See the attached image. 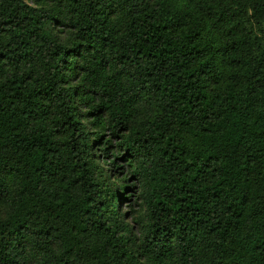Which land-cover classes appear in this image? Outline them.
I'll return each instance as SVG.
<instances>
[{
	"label": "trees",
	"instance_id": "16d2710c",
	"mask_svg": "<svg viewBox=\"0 0 264 264\" xmlns=\"http://www.w3.org/2000/svg\"><path fill=\"white\" fill-rule=\"evenodd\" d=\"M0 264H264V0H0Z\"/></svg>",
	"mask_w": 264,
	"mask_h": 264
},
{
	"label": "rangeland",
	"instance_id": "374dc122",
	"mask_svg": "<svg viewBox=\"0 0 264 264\" xmlns=\"http://www.w3.org/2000/svg\"><path fill=\"white\" fill-rule=\"evenodd\" d=\"M112 146L114 147V149H112L111 152H109V156L107 157V159L105 160V168L107 169H111L110 165L112 160L116 157L115 159V163L117 166H120V172L122 173L123 178H128V174L126 171V168L122 162V159L120 157L121 154H118L115 151V147L117 146V139H112ZM117 148V147H116ZM113 153V154H112ZM103 158V155L101 153L100 155V159ZM94 163H96V161H93ZM120 212H123L125 214H127L128 220L129 222L132 224L135 221L138 220H143L144 219V209L141 205V203L139 202V200L137 199V195L135 194L133 197H131V199L129 201H127V203H122L120 204ZM134 219V221H133Z\"/></svg>",
	"mask_w": 264,
	"mask_h": 264
}]
</instances>
